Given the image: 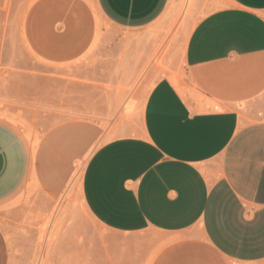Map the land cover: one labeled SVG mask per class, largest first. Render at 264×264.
I'll return each instance as SVG.
<instances>
[{
    "label": "crops",
    "instance_id": "obj_1",
    "mask_svg": "<svg viewBox=\"0 0 264 264\" xmlns=\"http://www.w3.org/2000/svg\"><path fill=\"white\" fill-rule=\"evenodd\" d=\"M96 1L125 28L151 25L172 3ZM184 61L178 82L162 78L149 91L138 134L89 153L81 198L111 230L160 234L151 264H264V0H228L203 16ZM84 130H51L34 158L20 131L0 120V206L30 182L33 161L40 179L47 161L65 171L82 135L94 134ZM66 182L59 172L54 190ZM9 262L0 226V264Z\"/></svg>",
    "mask_w": 264,
    "mask_h": 264
},
{
    "label": "rangeland",
    "instance_id": "obj_2",
    "mask_svg": "<svg viewBox=\"0 0 264 264\" xmlns=\"http://www.w3.org/2000/svg\"><path fill=\"white\" fill-rule=\"evenodd\" d=\"M227 2L172 0L151 25L125 28L104 16L96 0H0V120L20 131L34 158L57 127L94 130L82 135L65 171L47 161L40 179L33 161L30 182L0 206L9 264L152 263L160 234L111 230L89 213L75 185L66 188L93 149L140 132L149 91L162 78H182L190 32ZM59 172L67 182L56 192Z\"/></svg>",
    "mask_w": 264,
    "mask_h": 264
},
{
    "label": "bare ground",
    "instance_id": "obj_3",
    "mask_svg": "<svg viewBox=\"0 0 264 264\" xmlns=\"http://www.w3.org/2000/svg\"><path fill=\"white\" fill-rule=\"evenodd\" d=\"M133 108V104L131 103V104H129L127 107H126V111L127 112H129V111H131V109ZM85 162H83L82 164H81V166L80 167H78V170L76 171V173H75V176H74V178H73V180H72V183L69 185V187H68V189H67V191L66 192H68V191H70L71 189H72V187H73V185H75L77 188H78V190L81 192V187H82V179H81V177H82V171L84 170V168H85ZM77 191V190H76ZM74 192V191H73ZM66 198V197H65ZM70 198V197H69ZM57 212V211H56ZM55 217V216H54ZM54 221V220H53ZM52 225V224H51ZM56 226H58V225H56Z\"/></svg>",
    "mask_w": 264,
    "mask_h": 264
}]
</instances>
